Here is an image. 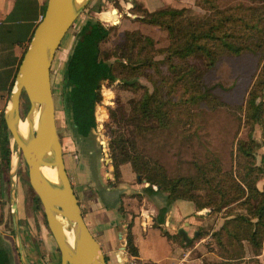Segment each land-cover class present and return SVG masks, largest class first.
I'll list each match as a JSON object with an SVG mask.
<instances>
[{
  "label": "trees",
  "instance_id": "16d2710c",
  "mask_svg": "<svg viewBox=\"0 0 264 264\" xmlns=\"http://www.w3.org/2000/svg\"><path fill=\"white\" fill-rule=\"evenodd\" d=\"M197 2L205 8V14L191 20L183 18L184 7L142 8L138 17L164 29L168 44L155 47L152 37L138 29H126L119 44L121 58L112 63L107 61L109 49L101 47L110 27L97 18L87 19L65 62L61 93L64 94L65 111L72 130L87 136L97 124L95 108L101 99L102 81L119 76L122 88H141L137 97L129 98L126 104L117 106L110 113L108 147L114 177L120 178V165L129 163L137 180L148 182L146 189H152L155 184L158 186L156 190L165 191L166 206L159 211V221H162L167 205L177 198L191 200L196 209H201L214 202L219 206L243 197L241 204H245L246 212L226 218L211 235L225 257L223 264H237L243 254L241 238L247 239L255 248H260L264 239V187L259 189L256 185L264 167L256 163L255 154L264 142L255 139L251 133V127L258 123L264 141V0H240L225 5L219 0ZM94 9L101 10L100 6ZM242 52L258 53V59L263 58V63L245 99L244 117L250 130L245 138L237 141L236 157L239 161L235 174L231 168L224 169L216 155L203 160L192 157L187 164L190 169L185 172L180 168L168 169L159 156H152L139 148V138L154 139L164 133V142L158 146L161 149L169 147L167 144L175 130L174 125L182 123L179 122L182 120L180 114L191 115V107L200 102L213 109L220 105V98L214 92L215 84L205 80V70L213 67L224 55ZM157 54L162 57L156 58ZM192 56L203 57L206 69L190 61ZM141 74L152 82L151 90L135 77ZM3 114L0 118L1 196L9 189L7 173L11 154V136ZM113 122L117 128L110 127ZM127 124H132L134 129L128 128ZM179 136L182 142L189 140L184 133ZM180 160L182 164L187 162V159ZM214 194H219V198ZM34 201L35 208H38L40 201L36 194ZM130 227L129 222L125 247L129 253L135 254L137 249ZM163 233L168 237L171 235L167 230ZM255 263L260 264L256 258ZM0 264H11L10 253L1 238Z\"/></svg>",
  "mask_w": 264,
  "mask_h": 264
},
{
  "label": "rangeland",
  "instance_id": "374dc122",
  "mask_svg": "<svg viewBox=\"0 0 264 264\" xmlns=\"http://www.w3.org/2000/svg\"><path fill=\"white\" fill-rule=\"evenodd\" d=\"M240 0H219L221 5L235 4ZM81 1H78L80 3ZM157 4V3H156ZM149 3V6L144 5L140 0H87L84 3L79 15L76 17L73 24L65 33L61 43L56 50L51 64L50 80L54 98L55 107V123L57 132L60 137L61 144L68 154V146L76 145L90 149L94 144L99 143L100 152L105 146L107 153L110 156L108 143L110 141V113L117 106L126 104L131 97H137L141 93V88L126 89L121 87V80L118 76L114 80H104L101 83L100 92L101 99L97 102L95 108L96 126L91 130L87 137H82L80 134L72 130L68 115L65 111L64 94L61 93L64 88L63 76L65 62L68 58L70 48L79 32L89 18L96 17L94 8L100 6L102 16L107 21H102L105 26L110 27L109 34L101 43V47L109 49L107 61L112 63L121 58L119 44L123 38V33L126 29H138L143 34L153 38L155 47H163L168 44L167 33L157 24L148 23L141 20L139 12L142 8L150 10L155 9L160 5L171 7H184L185 11L183 18L193 19L205 14V8L201 6L197 0H169L164 4ZM113 9H116L113 11ZM99 10V11H101ZM109 19V20H108ZM162 55L157 54L156 58ZM190 61L196 63L201 68H204V58L200 56L190 57ZM263 63V58L258 59V53L242 52L237 55H224L217 63L205 70V80L215 84L214 92L219 96L221 104L216 108H210L205 102H200L191 107L192 114L182 113V120L174 125V132L169 136V147L159 148L158 145L163 144L166 133L157 135L156 138L141 137L138 139L139 148H143L152 156H159L160 160L167 165L168 169L174 170L180 168L185 171L189 160L194 157L200 160L207 156L216 155L219 157L224 169H232L235 174V169L238 164L236 157V144L240 138H245L250 130V125L246 123L244 117V104L248 90L259 73ZM150 70V69H148ZM164 70V67H163ZM137 79L145 83L147 88H153L152 82L145 75L135 76ZM28 100L22 96L21 98V115L24 116L28 109ZM27 103V104H26ZM25 120V119H24ZM125 123V122H124ZM132 124H127L128 128H133ZM117 128V124L113 122L110 127ZM126 130V127H122ZM102 132V134H100ZM128 132V129L126 130ZM184 133L188 137L187 142H182L180 134ZM251 133L255 139L263 143L261 128L258 123L251 127ZM187 139V138H186ZM99 140V141H98ZM10 168L8 169V178L13 175V190L9 183L8 192L0 195V220H6V230L11 235V241L15 248L18 246V240L13 228L11 195L19 201V210L17 214L18 230L21 239V244H24V237L29 236V221L35 229L34 236L38 240L40 227L47 228L43 209L39 204L35 208L34 191L30 186L27 174V165L21 154L17 150L12 137H10ZM103 151V150H102ZM63 152V151H62ZM256 163L264 167L262 155L264 154V144H261L256 150ZM181 159L187 162L182 164ZM14 159V162H13ZM179 164V165H178ZM186 172V171H185ZM12 173V174H11ZM256 185L259 189L264 187V172L257 179ZM219 198V194H214ZM243 197L229 203H221L219 206L216 202L201 209H196L192 228L187 231L188 239L177 231L169 236V239L180 245V255L184 257L186 264H223L225 257L220 249L213 241L212 233L218 229L226 218L235 214L246 212L245 204H241ZM19 214V217H18ZM165 230L161 227V231ZM23 232V235L21 234ZM50 248L44 247L43 251L48 255L51 250L55 252L56 259H44L46 264H60V253L56 247V242L48 229ZM243 254L238 258L237 264H256L255 258L260 264H264V239L260 248H255L247 239L241 238ZM29 244V242H28ZM123 255H120V257ZM28 258L23 255L24 263L30 264ZM126 259L117 264H126ZM254 260V261H253ZM125 261V262H124ZM34 262V261H33Z\"/></svg>",
  "mask_w": 264,
  "mask_h": 264
},
{
  "label": "crops",
  "instance_id": "0c3cea01",
  "mask_svg": "<svg viewBox=\"0 0 264 264\" xmlns=\"http://www.w3.org/2000/svg\"><path fill=\"white\" fill-rule=\"evenodd\" d=\"M140 1L147 6L152 2H169ZM46 2L47 0H0V118L10 104V92L15 86L18 66L43 16ZM96 12V17L107 21L102 16L104 10ZM99 143L90 149L75 144L68 146V154L62 145V151L83 219L99 242L107 264H117L129 254L125 247L129 222L137 249L135 255L147 264H186L184 261L180 263L183 257L180 255L179 243L174 244L161 231V227L169 234L178 231L184 239H188L187 231L192 228L193 213H196L194 203L183 198L173 200L167 205L162 221H159V211L166 206V192L156 190L158 186L154 187V184L152 189H146L148 182L137 180L129 163L120 165V178L116 179L107 148L104 146L100 152ZM40 231L39 245L38 240L33 238L35 229L29 221V236L23 235L21 231L25 242L21 248H15L11 235L6 230V220H0V238L8 248L11 264H19L20 261L24 263L23 255L30 264H46L44 259L48 255L50 259H56L54 250L48 252V255L43 251L44 247L50 248L48 229L40 227Z\"/></svg>",
  "mask_w": 264,
  "mask_h": 264
},
{
  "label": "water",
  "instance_id": "95a60500",
  "mask_svg": "<svg viewBox=\"0 0 264 264\" xmlns=\"http://www.w3.org/2000/svg\"><path fill=\"white\" fill-rule=\"evenodd\" d=\"M86 2L87 0H47L43 16L23 53L15 86L10 92V104L3 114L6 128L26 162L28 180L39 198L45 222L56 242L60 264H107L99 242L83 219L65 168L62 144L55 123L50 80L56 50ZM23 95L28 100L24 116L21 115ZM34 111H38L36 122L33 119ZM25 118L29 121L27 137H23L18 130L19 121ZM45 166L55 168L56 182L43 174L42 168ZM14 174L9 177L11 191ZM11 208L14 233L19 241L18 247L21 248L17 202L13 195ZM65 230L71 232V243Z\"/></svg>",
  "mask_w": 264,
  "mask_h": 264
},
{
  "label": "bare ground",
  "instance_id": "6f19581e",
  "mask_svg": "<svg viewBox=\"0 0 264 264\" xmlns=\"http://www.w3.org/2000/svg\"><path fill=\"white\" fill-rule=\"evenodd\" d=\"M116 9H113V11H115ZM38 116V111H34L33 113V119L36 122ZM18 130L19 133L23 136V137H27L29 135V121L25 118V120H21L18 123ZM14 162V159H13ZM42 172L43 174L49 178L50 180L56 182L57 181V175H56V171L55 168H51V167H43L42 168ZM65 233L67 234L68 237V241L71 243L72 242V235L71 232L68 230H65Z\"/></svg>",
  "mask_w": 264,
  "mask_h": 264
},
{
  "label": "built area",
  "instance_id": "2783aa9c",
  "mask_svg": "<svg viewBox=\"0 0 264 264\" xmlns=\"http://www.w3.org/2000/svg\"><path fill=\"white\" fill-rule=\"evenodd\" d=\"M155 187V184L153 185ZM128 254V253H127ZM126 264H147L145 261H143L141 258H139L135 254L129 253L126 257ZM184 261V257L181 258L180 263ZM177 264V263H176Z\"/></svg>",
  "mask_w": 264,
  "mask_h": 264
}]
</instances>
